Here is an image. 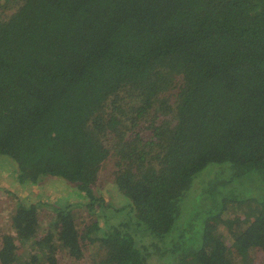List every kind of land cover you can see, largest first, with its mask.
I'll return each mask as SVG.
<instances>
[{
	"label": "trees",
	"instance_id": "1",
	"mask_svg": "<svg viewBox=\"0 0 264 264\" xmlns=\"http://www.w3.org/2000/svg\"><path fill=\"white\" fill-rule=\"evenodd\" d=\"M110 157L120 208L95 191ZM0 165L65 180L96 218L57 202L40 231L16 200L0 264L79 262L87 241L91 264L264 252V0H0Z\"/></svg>",
	"mask_w": 264,
	"mask_h": 264
},
{
	"label": "rangeland",
	"instance_id": "2",
	"mask_svg": "<svg viewBox=\"0 0 264 264\" xmlns=\"http://www.w3.org/2000/svg\"><path fill=\"white\" fill-rule=\"evenodd\" d=\"M211 167L214 168L215 165H211L207 169ZM3 170H7L6 173H3ZM116 170V161L113 157H110L102 168L95 191L99 197H102L106 201L105 204L120 208L123 206V199L127 203L128 200L112 184ZM82 197L83 195L74 185L61 179H47L40 185L33 187L18 186L14 183L12 175L10 174V168L0 165V245L3 236L12 230L11 216L15 210L16 200L31 203L39 202L41 204L39 209L40 231H43L53 219V206L57 202L63 205L71 204L74 207L78 216L77 223L79 228L83 229L87 225L95 222V216L87 212L85 207H83L85 200ZM87 246L88 241L85 243L86 253L84 254V258L79 262L68 257L65 253L60 252V264H91L93 249ZM232 250L235 262H237L236 264H264L263 251L249 253L242 249L238 250L237 248H233ZM19 253H24V249L20 248ZM102 255L103 252L98 251L96 257Z\"/></svg>",
	"mask_w": 264,
	"mask_h": 264
}]
</instances>
